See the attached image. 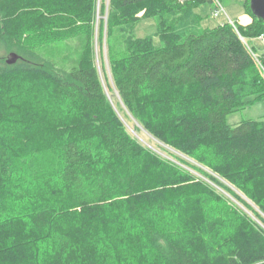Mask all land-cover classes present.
Returning <instances> with one entry per match:
<instances>
[{"label": "trees", "instance_id": "obj_1", "mask_svg": "<svg viewBox=\"0 0 264 264\" xmlns=\"http://www.w3.org/2000/svg\"><path fill=\"white\" fill-rule=\"evenodd\" d=\"M204 4L213 0H0V264H264V229L190 171L235 196L198 165L209 169L264 213V120L228 123L264 96L249 44L264 23L249 0L250 24L203 28ZM148 19L158 42L130 35ZM118 28L126 51L110 43L108 58L123 113L94 44L103 54ZM83 36V59L63 77L38 51ZM37 81L56 110L4 88ZM132 119L184 158L142 143Z\"/></svg>", "mask_w": 264, "mask_h": 264}, {"label": "rangeland", "instance_id": "obj_2", "mask_svg": "<svg viewBox=\"0 0 264 264\" xmlns=\"http://www.w3.org/2000/svg\"><path fill=\"white\" fill-rule=\"evenodd\" d=\"M106 1L108 2V0ZM219 1L223 6L224 13L222 12L218 17H214V10L216 9V6L214 4H204L196 9V12L200 14V16L202 17L201 25L203 28H214L217 25L230 23V21H232L233 24L236 26L237 24H242L240 23V21L245 17V14L252 17L247 8V4L249 0H219ZM98 19H102L106 21V15L105 16L98 15ZM230 24L233 26L232 23ZM157 31H158L157 20L155 19L141 20L139 24L136 26V28L130 32V35L139 38L152 36L154 37L155 42H158V38L156 36ZM105 35L106 34L104 33V36ZM123 36H124V32L120 28H118L114 31L111 37L110 36L108 37L109 43L106 44V38H105L104 46L102 48L103 54H100L101 49L99 48V44L97 40L96 39L94 40V44L96 48V65L100 71L101 79L104 84L108 83L110 84V86L113 87L112 92L108 93L109 98L112 104L114 105V107L117 106V110L119 109L121 113H123L121 109L123 108L125 110V107L117 91L114 88L108 56L109 54H111V52L116 53L118 57L122 56L125 53L126 50H125ZM260 36L249 41V44L258 48V51L255 52L253 55L255 56V59L257 61L256 63L258 64V68L260 69L262 73L261 74L262 78L264 80V67L259 58V55L262 52H264V41L261 39ZM241 37L242 39L247 40L243 36ZM110 43L112 45L111 52H110ZM86 44H87V37L83 36L81 38L70 41L45 43L42 47L39 48L38 51L42 56L48 59V66L52 65L53 70H55V72L58 75L63 77L65 73H67L72 67L78 65L80 61L83 59L84 47ZM12 50L13 53L16 52L18 53V51L15 50V47ZM17 53L16 55L19 56V53L18 54ZM4 88L8 96H11L13 92H16L17 91L16 88L22 90V93L26 95L15 97L16 100H18V102L19 99H21L25 103L32 102L33 105L39 106V108L46 107V109L56 110L53 100L48 95V94L50 95L52 94L48 90H46V92L44 91V87L40 81H37L36 83H32V85H29L28 83H20L13 86L6 85ZM254 98L255 97H251L249 100L251 101ZM247 119L264 120V96L259 98L256 97L255 103L252 102L248 103L243 109H239L236 112L229 115L228 123L235 125ZM127 127L130 130V132L134 136H136L142 143H144L148 147H151L155 151L163 154L164 156L166 154L161 151L162 148L168 149L169 151L174 152L184 158V156L175 152L171 148L165 146L155 137L151 136L137 121L132 119L130 123L127 122ZM48 140L49 139L47 138L46 144H48L49 142ZM49 144L52 145L51 146L52 149L57 148V144L55 143V141L50 142ZM187 160L192 162L193 164L198 165L196 162L188 158ZM198 166L203 168L209 175H213L214 177L221 180V182H223L230 189V191L235 194V196L229 193L228 191H226L225 189L215 185L208 177L203 176L196 170L190 169V171L193 173L194 176L200 178L203 182H206L207 184L215 188L218 192L223 194L229 206L231 205L232 207H237L238 210H240L242 213H245L249 218H251L261 228L264 229V213L255 204L254 201L248 198L244 193L239 191L236 187L230 185L226 181L216 176L209 169L200 165ZM217 210L219 209H216V212Z\"/></svg>", "mask_w": 264, "mask_h": 264}, {"label": "water", "instance_id": "obj_3", "mask_svg": "<svg viewBox=\"0 0 264 264\" xmlns=\"http://www.w3.org/2000/svg\"><path fill=\"white\" fill-rule=\"evenodd\" d=\"M250 10L256 18L260 19L264 23V0H250ZM18 60V56L11 55V58L7 61L9 64H14Z\"/></svg>", "mask_w": 264, "mask_h": 264}, {"label": "built area", "instance_id": "obj_4", "mask_svg": "<svg viewBox=\"0 0 264 264\" xmlns=\"http://www.w3.org/2000/svg\"><path fill=\"white\" fill-rule=\"evenodd\" d=\"M213 4L216 6V9L214 10V17H218L222 12L224 13L223 6L219 0H213ZM230 23L233 24L232 21H230ZM233 26L235 27L234 24H233ZM240 37H241V35H240ZM260 37L264 41V34H262ZM241 39H242V37H241ZM242 40H244V39H242Z\"/></svg>", "mask_w": 264, "mask_h": 264}, {"label": "crops", "instance_id": "obj_5", "mask_svg": "<svg viewBox=\"0 0 264 264\" xmlns=\"http://www.w3.org/2000/svg\"><path fill=\"white\" fill-rule=\"evenodd\" d=\"M252 22V17L245 14V17L240 21L243 25H248Z\"/></svg>", "mask_w": 264, "mask_h": 264}]
</instances>
